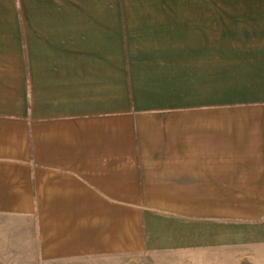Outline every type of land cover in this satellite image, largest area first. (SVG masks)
Masks as SVG:
<instances>
[{"label":"crops","instance_id":"0c3cea01","mask_svg":"<svg viewBox=\"0 0 264 264\" xmlns=\"http://www.w3.org/2000/svg\"><path fill=\"white\" fill-rule=\"evenodd\" d=\"M0 264H264V0H0Z\"/></svg>","mask_w":264,"mask_h":264}]
</instances>
